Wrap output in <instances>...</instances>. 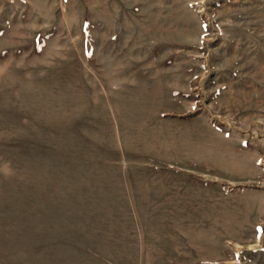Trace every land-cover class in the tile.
<instances>
[{
  "label": "rangeland",
  "instance_id": "374dc122",
  "mask_svg": "<svg viewBox=\"0 0 264 264\" xmlns=\"http://www.w3.org/2000/svg\"><path fill=\"white\" fill-rule=\"evenodd\" d=\"M0 264H264V0H0Z\"/></svg>",
  "mask_w": 264,
  "mask_h": 264
}]
</instances>
